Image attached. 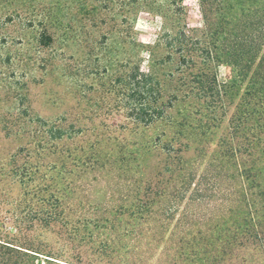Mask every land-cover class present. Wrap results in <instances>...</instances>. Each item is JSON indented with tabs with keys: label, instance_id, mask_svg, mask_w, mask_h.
Segmentation results:
<instances>
[{
	"label": "rangeland",
	"instance_id": "1",
	"mask_svg": "<svg viewBox=\"0 0 264 264\" xmlns=\"http://www.w3.org/2000/svg\"><path fill=\"white\" fill-rule=\"evenodd\" d=\"M156 1L177 10L169 0ZM240 1H179L181 25L198 35L211 28L217 36V23L239 14ZM149 3L0 0V215L22 210L16 204L25 197L12 172L27 162L22 150L36 151L42 141V166L56 161L55 173H64L67 216L88 220L95 232L92 244L76 249L87 263H235L223 251L242 242L244 219L264 222V100L253 85L257 60L248 50L257 28L239 25L233 35H248L247 42L228 41L248 69L242 83L233 82L231 60L221 54L200 84H190L175 56L166 58L163 20ZM130 41L144 50L157 46L164 101L173 103L169 118L149 127L128 118L113 83L129 56L137 57ZM72 124L76 133L59 142L45 136Z\"/></svg>",
	"mask_w": 264,
	"mask_h": 264
},
{
	"label": "trees",
	"instance_id": "2",
	"mask_svg": "<svg viewBox=\"0 0 264 264\" xmlns=\"http://www.w3.org/2000/svg\"><path fill=\"white\" fill-rule=\"evenodd\" d=\"M169 1L170 5L176 6V11L163 9L156 0H150L146 6L150 12L160 16L163 20V32L159 43L167 51L166 58L172 59L175 56L176 66L184 67L183 74L189 79L190 84H200L206 68L211 66V59L216 57L220 59L221 54H227L231 60L230 66L234 73L233 82L242 83L247 77L248 69L239 65L233 58L231 50L235 49L236 43L230 47L228 41L234 38L239 41V45L245 44L248 35L240 36L238 33L234 36L233 31L238 29L239 25L244 29L248 25H253L254 28L256 26V41L253 43L251 41L248 50H253L252 53L257 60L252 77L253 85L260 93L259 97L264 100V49L262 48L264 0L240 1L237 7L239 14L232 15V18H229L230 14L228 17L224 16V20L217 23V29H219L217 36L216 32H210L211 28H207L203 35H198L181 25L180 15H182L183 7H178L177 3L183 0ZM205 16L204 12V18L208 23L209 17ZM209 26L211 24L208 23L207 27ZM44 38L51 40L48 36ZM129 45L133 50H137V57L129 56L122 73L115 77L113 83L122 91L123 104L128 118L137 125L149 127L158 121L168 119L169 109H172L173 103L164 101L165 92L155 61L157 60V46L149 45L144 50L142 47L145 46L142 43L138 45L136 41H130ZM140 49L147 52L151 60L149 67L143 65L144 61L140 59ZM197 89L204 92L201 88ZM259 127L264 128L260 125ZM75 128L78 127L73 124L72 127H53L46 132L45 136L50 141L59 142L66 136L75 134ZM31 138L32 140L36 138L35 141H38L39 137L34 133ZM260 138L257 136L256 140L259 141ZM41 142L37 144L36 151L22 150L26 152L24 160L27 162L15 167L12 172L15 177L13 182L20 187L21 195L25 198L20 199L16 204V207L22 210L9 213V216L0 215V264H95L84 261L82 250L76 251L78 246L92 244L95 239L92 225L88 220L72 221L67 216L65 212L66 195L62 192L64 186L62 174L64 173H55L60 168L56 161L49 163L48 167L42 166L40 161L45 158L46 154ZM33 156H37L38 162L31 163ZM13 163L15 165L17 160L14 159ZM42 168L45 173H42ZM8 220L13 224V229L7 227ZM244 220L246 228L243 233L241 232L242 242L235 249H224L223 255L230 256V260H234L235 263L231 261L229 264H264V222L258 217ZM35 233L45 241L36 240ZM53 236H57L56 239H53ZM98 248L101 250L100 254L105 250L102 247ZM239 253L244 254L239 257ZM191 264H197V262Z\"/></svg>",
	"mask_w": 264,
	"mask_h": 264
}]
</instances>
